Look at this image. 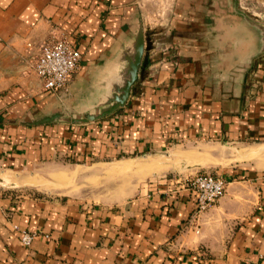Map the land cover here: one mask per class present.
Instances as JSON below:
<instances>
[{"label": "crops", "instance_id": "0c3cea01", "mask_svg": "<svg viewBox=\"0 0 264 264\" xmlns=\"http://www.w3.org/2000/svg\"><path fill=\"white\" fill-rule=\"evenodd\" d=\"M143 1L0 0V264H264V153L221 169L227 191L199 215L182 177L159 175L182 144H264L261 35L234 0H171L149 20ZM235 1L264 23V0ZM52 34L82 53L60 92L34 69ZM149 159L162 172H128L145 179L109 201L11 183L47 164L88 179L116 164L126 176L124 163ZM24 231L38 233L30 246Z\"/></svg>", "mask_w": 264, "mask_h": 264}, {"label": "rangeland", "instance_id": "374dc122", "mask_svg": "<svg viewBox=\"0 0 264 264\" xmlns=\"http://www.w3.org/2000/svg\"><path fill=\"white\" fill-rule=\"evenodd\" d=\"M171 0H144L143 7L148 15V20L150 19L149 15L151 14L152 8L165 9L169 6ZM147 20V21H148ZM161 19L157 22L160 23ZM149 24V22H148ZM245 144H213V143H190L182 144L177 147L170 149L168 152L164 153L162 157L164 168L166 169L162 172L163 167L158 164L156 159H149L135 165L130 163H124L125 168L124 172H138V167L146 165L145 168L139 170L143 176L146 175L147 168L158 169L161 177L166 178H185L192 177L198 173H212V174H221L219 171L225 167H230L235 164L247 163L243 162L241 159L246 158H255L259 155H249L251 150L264 149V144L252 145L246 147ZM186 158V160H183ZM264 161V159H262ZM200 162L202 165L195 166L196 172L190 174L189 170L194 163ZM252 162V161H251ZM118 165L113 164L107 169L111 170L107 176H94L89 179L84 176H78V171L69 169L68 167L57 166L54 164L41 165L36 169L31 171H20V172H11L13 174H22L25 177H28L29 180L34 181L35 183L28 186L20 187L17 189L28 191L30 193H43L46 195H58V194H74L82 196L93 201H109L110 198L114 196H130L132 195V183L135 178L136 182L145 177H133L131 175L119 176L113 175L112 173H121L123 167L114 169ZM194 168V167H193ZM113 169V170H112ZM121 171V172H120ZM123 172V173H124ZM108 173V172H107ZM122 173V174H123ZM106 182H115L110 188H102L94 186H89L90 184H98L100 181ZM134 182V183H136Z\"/></svg>", "mask_w": 264, "mask_h": 264}, {"label": "built area", "instance_id": "2783aa9c", "mask_svg": "<svg viewBox=\"0 0 264 264\" xmlns=\"http://www.w3.org/2000/svg\"><path fill=\"white\" fill-rule=\"evenodd\" d=\"M81 51L65 35L52 34L40 47L34 69L47 91H65L80 68ZM197 195V214L215 205L226 193L228 180L222 174L198 173L181 178ZM37 232L24 231L22 243L30 246Z\"/></svg>", "mask_w": 264, "mask_h": 264}, {"label": "water", "instance_id": "95a60500", "mask_svg": "<svg viewBox=\"0 0 264 264\" xmlns=\"http://www.w3.org/2000/svg\"><path fill=\"white\" fill-rule=\"evenodd\" d=\"M234 9H235V13L238 14L240 17H242L246 23H248L254 29L259 31L261 38H262V48L258 52L257 56L264 54V23L260 22L255 17L249 16L244 11L237 9V3L235 0H234ZM142 53H143V46L141 44L139 47V52H138L137 58H136L135 62L132 64L131 78L129 79V81H128L125 89H124V93H123L122 97L119 99V103H118L119 105L125 104L128 96H129L131 86L135 83V81L138 78V68H139V65H140V62L142 59Z\"/></svg>", "mask_w": 264, "mask_h": 264}, {"label": "bare ground", "instance_id": "6f19581e", "mask_svg": "<svg viewBox=\"0 0 264 264\" xmlns=\"http://www.w3.org/2000/svg\"><path fill=\"white\" fill-rule=\"evenodd\" d=\"M259 145V144H258ZM262 153H264V149H259V150H257V149H255V150H251L250 151V154L249 155H253V154H255V155H259V154H262ZM145 164V163H144ZM143 164V166H141L142 168H145L146 167V165H144ZM152 172V171H151ZM28 178V177H27ZM11 183L12 184H16V185H21V184H33V183H35L34 181H32V180H29V179H23V178H21V179H19L18 177L17 178H15V179H13L12 181H11Z\"/></svg>", "mask_w": 264, "mask_h": 264}]
</instances>
